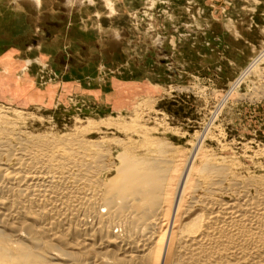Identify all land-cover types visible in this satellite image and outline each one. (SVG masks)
Masks as SVG:
<instances>
[{
    "label": "bare ground",
    "instance_id": "1",
    "mask_svg": "<svg viewBox=\"0 0 264 264\" xmlns=\"http://www.w3.org/2000/svg\"><path fill=\"white\" fill-rule=\"evenodd\" d=\"M1 117L0 264H264V174L134 116L61 135Z\"/></svg>",
    "mask_w": 264,
    "mask_h": 264
},
{
    "label": "rangeland",
    "instance_id": "2",
    "mask_svg": "<svg viewBox=\"0 0 264 264\" xmlns=\"http://www.w3.org/2000/svg\"><path fill=\"white\" fill-rule=\"evenodd\" d=\"M93 1L71 9L57 0L53 9L66 14L55 19L66 30L55 48L73 59L72 70L52 63L49 52L28 48L22 58L33 62L25 64L21 50L12 51L18 59L10 71L21 77L8 87L13 98L0 101V120L61 135L88 121L130 124L134 116L179 152L200 143L235 159L240 177L263 175L264 0H110L113 9L104 0L110 12ZM1 34H10L4 22ZM14 42L0 39V46ZM110 128L90 139L121 137Z\"/></svg>",
    "mask_w": 264,
    "mask_h": 264
},
{
    "label": "crops",
    "instance_id": "3",
    "mask_svg": "<svg viewBox=\"0 0 264 264\" xmlns=\"http://www.w3.org/2000/svg\"><path fill=\"white\" fill-rule=\"evenodd\" d=\"M84 1L89 3L94 2L93 0H66V6L71 9L74 8V6L75 8L81 7ZM102 1L105 8L110 12L105 1L107 2L110 9L112 8L111 5L113 1ZM58 5L59 4L57 0H0V23L4 22L8 27V31L10 32V34L7 35L1 34L0 39H16L18 41L17 43H19V47L17 46L16 42H14V45L10 44L0 46V89L5 93L3 94V99L0 98V101L13 98L14 95H12V93L9 91L8 87H10V83L15 82V80H19L21 77L19 76L20 74H18V72L13 73L9 68V64L14 60L17 61L18 59L17 57L13 56L12 51L14 50H16V52L21 50V61L25 64L33 62V60H30V58H22L26 56L25 53L27 52L28 48H31L32 50H38V52H49L51 54L49 55L51 56L50 60L52 63H61L62 65L69 63L70 65L66 68V70L70 71L73 69V62L71 61L73 60L72 58H64L65 54H63L61 51L56 53L55 47L57 45V41H62V39H58V36H60V34L66 35V30L63 29L64 32L58 30L57 26L60 24L56 23L55 21L56 18H63L66 16L65 13L60 14L53 11V9H58ZM44 8H47L48 11H42ZM97 16H99V14ZM43 24L47 26L51 25L50 27L52 28H44ZM43 30L44 34L38 33L39 31L42 32ZM44 47H47L48 49H45ZM40 61H42V59L38 57L35 62ZM20 70L22 71L23 75L24 67ZM82 71H84V69H81V71L78 72ZM17 83L18 81L16 84ZM75 86L79 85L75 84ZM6 87L8 89H6ZM70 87L75 88L74 86Z\"/></svg>",
    "mask_w": 264,
    "mask_h": 264
}]
</instances>
